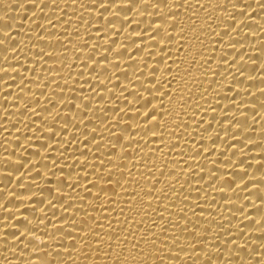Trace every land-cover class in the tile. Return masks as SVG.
<instances>
[{"label": "bare ground", "instance_id": "1", "mask_svg": "<svg viewBox=\"0 0 264 264\" xmlns=\"http://www.w3.org/2000/svg\"><path fill=\"white\" fill-rule=\"evenodd\" d=\"M0 264H264V0H0Z\"/></svg>", "mask_w": 264, "mask_h": 264}]
</instances>
